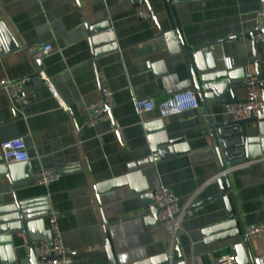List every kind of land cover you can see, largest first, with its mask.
Returning a JSON list of instances; mask_svg holds the SVG:
<instances>
[{"label": "crops", "instance_id": "obj_1", "mask_svg": "<svg viewBox=\"0 0 264 264\" xmlns=\"http://www.w3.org/2000/svg\"><path fill=\"white\" fill-rule=\"evenodd\" d=\"M148 1L153 16L141 19L132 0H0V81L29 77L25 99L16 106L0 89V158L2 141L24 137L32 174L63 171L48 186L30 181L16 188L0 174V217L15 214L19 200L35 218L34 241L47 233L44 199L48 195L51 206L61 213L63 245L68 253H77L66 264H110L106 240L117 264L171 262L165 228L136 217L146 210L142 195L121 182L130 163L151 155L154 133L147 132L145 125L162 121L168 140L184 141L162 147L159 160L141 171L151 191L162 183L181 206H188L174 262L181 255L186 264H216L219 256L233 254L237 264L239 259L252 264L253 257L264 255V235L248 240L244 229L264 222V157L223 178L231 197L218 196L220 179L208 182L226 162L222 139L215 129L212 135L208 117L212 124L232 120L226 104L209 107L208 115L200 105L161 118L158 110L140 117L134 100L158 104L177 92H196L194 73L207 67V61L202 56L196 64L183 52L170 51L164 34L175 25L188 49L245 34L217 44L215 62L219 70H226L229 57L231 70L250 68L264 95V41L246 35L255 30L260 0H171L172 11L167 0ZM105 22L112 37L96 44L91 28ZM38 43L51 44L53 50L33 61L26 48ZM40 70L50 77L68 110L42 82ZM106 86L114 91L112 119L89 125L85 106L98 99ZM245 95L246 86L235 91L240 100ZM248 127L254 129L250 134H256L257 124ZM203 200L208 201L191 209ZM231 212L237 226L230 230L239 229V235L206 242L204 229L226 221ZM26 253L21 232L6 231L0 238V264H10L15 257L21 262Z\"/></svg>", "mask_w": 264, "mask_h": 264}, {"label": "water", "instance_id": "obj_2", "mask_svg": "<svg viewBox=\"0 0 264 264\" xmlns=\"http://www.w3.org/2000/svg\"><path fill=\"white\" fill-rule=\"evenodd\" d=\"M167 1L169 3L170 10L172 11V6L170 4L171 0ZM147 4L149 6L148 0ZM149 9L153 16L150 6ZM108 29H110V26L109 23L106 22L92 27L91 33L92 35H95L93 41L97 44L103 39L111 38L112 34H110V30ZM256 33L257 32L253 30L252 32L246 33V35L250 34L253 36V38H255ZM243 35L245 34H235L233 36L213 42H207L192 49H188L182 41L177 25H175L174 30L164 34L172 53L183 52L188 59L192 57L196 64L197 59L200 60L202 56H204L205 60L207 61V67H199L194 73L196 84L195 90L199 96L200 105L205 110L207 115L208 108L211 106L242 101L235 96V91L239 88H242L243 86H246L245 68H240L239 70H219L217 63L215 62L214 47L217 44H222L226 41L239 38ZM112 110L113 108L108 110L111 119ZM254 123L257 124L258 128L256 134L252 135L250 133L254 131V129H249L248 125ZM208 125L214 137V129L218 131L219 137L222 139L221 145L226 151V161H229L231 165L264 157V109L258 116L240 121L229 120L212 124L208 117ZM145 128L147 132L152 134L154 133V138L151 141V155L137 162L130 163L128 167L129 172L125 174L123 178H121V182L128 183L133 190L142 195L146 210L136 217H144L153 224L158 223L161 225V222H159L157 218L158 209L154 205L152 191L150 190L149 185L147 184V179L141 170L142 168L152 165L159 160V153L163 152L162 147H167L170 144L178 145L184 140L182 138L168 140L162 121L150 122L145 125ZM217 148H220L219 145ZM0 163V174L8 176L11 179L14 188L33 181V174L28 167L27 162L8 163L2 157L0 158ZM219 183L221 184V193L218 196H226L228 193L231 197L230 190H226L224 186L223 178L220 179ZM15 201V214L10 217H0V223L7 221L6 226H0V238L4 236L6 231L21 232L24 234L27 246L30 247V250L26 253V256L23 258V260H21V262H19L15 257L10 264H39V262L43 259L36 256L33 250V240L31 238V227L34 225L33 223L35 218L27 209H25V206L22 205L19 200ZM207 201L208 200L200 201L191 209L198 208L204 205ZM236 226L237 222L235 219V212H231L229 213V218L226 221L204 229L203 233L207 236L206 242L209 243L212 241L238 236L240 233L239 229L230 230ZM222 230L227 231L219 235L212 237L210 236ZM104 246L106 248L110 264H117L110 240H106ZM238 247L241 248V246ZM67 255L72 256L77 255V253H67ZM178 260L180 261H177L176 263L174 260L171 262L167 260L165 264H186V261L183 260L181 255L178 256ZM238 262V264H244L241 263L240 259Z\"/></svg>", "mask_w": 264, "mask_h": 264}, {"label": "built area", "instance_id": "obj_3", "mask_svg": "<svg viewBox=\"0 0 264 264\" xmlns=\"http://www.w3.org/2000/svg\"><path fill=\"white\" fill-rule=\"evenodd\" d=\"M137 14L141 19L152 17L147 0H132ZM255 37L264 41V0H260V8L255 16ZM53 46L51 44L38 43L26 48V53L33 61H41L51 53ZM226 66L232 68L231 58H226ZM38 76L46 84L53 95L57 98L60 107L68 110L67 103L60 98L50 77L43 71L38 72ZM246 95L242 101L227 103L225 105L226 113L234 121L249 119L258 116L264 109V95L260 82L256 79L250 68H245ZM29 82V77H23L18 80L0 81V89H5L10 97L13 106L21 103L25 99V86ZM137 114L142 117L143 114L158 110L161 118H167L180 114L187 110L200 107V100L193 90L177 92L164 99L160 103H155L150 99L134 100ZM115 106L114 91L109 87H103L101 96L86 104V110L89 116V125H95L100 121L110 119L108 110ZM1 153L6 162H28L30 159L27 145L24 137H15L1 142ZM251 161L231 165L226 161L222 170L213 179L208 182L226 177L232 170L248 166ZM63 171L58 169L40 170L33 173L32 180L37 185L48 186L62 176ZM207 182V183H208ZM154 205L158 209L157 218L165 228L170 240V261L174 259L175 246L178 236L182 231V222L185 211L188 206H181L177 196L172 190L160 183L152 190ZM43 199V198H42ZM47 203L45 217L47 222V233L33 241V250L37 257L42 258L39 264H66L70 261V256L63 245L61 231L59 227L60 211L51 206L49 196L44 199ZM27 203V202H26ZM264 235V222L248 226L244 229L246 239H254ZM30 247L27 246V252ZM216 264H237L236 257L233 254H223L216 260ZM252 264H264V255L252 258Z\"/></svg>", "mask_w": 264, "mask_h": 264}]
</instances>
